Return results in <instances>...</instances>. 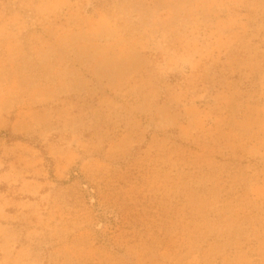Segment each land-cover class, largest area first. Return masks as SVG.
Listing matches in <instances>:
<instances>
[{
  "label": "rangeland",
  "instance_id": "1",
  "mask_svg": "<svg viewBox=\"0 0 264 264\" xmlns=\"http://www.w3.org/2000/svg\"><path fill=\"white\" fill-rule=\"evenodd\" d=\"M0 264H264V0H0Z\"/></svg>",
  "mask_w": 264,
  "mask_h": 264
}]
</instances>
